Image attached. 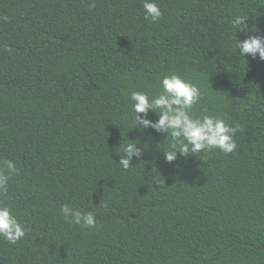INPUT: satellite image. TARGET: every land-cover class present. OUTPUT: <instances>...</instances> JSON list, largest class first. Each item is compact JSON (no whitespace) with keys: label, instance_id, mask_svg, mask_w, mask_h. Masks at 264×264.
I'll return each instance as SVG.
<instances>
[{"label":"trees","instance_id":"obj_1","mask_svg":"<svg viewBox=\"0 0 264 264\" xmlns=\"http://www.w3.org/2000/svg\"><path fill=\"white\" fill-rule=\"evenodd\" d=\"M142 2L0 0V168H18L0 202L30 228L0 264H264V61L235 45L264 35V0H156L155 23ZM172 73L202 92L192 114L240 126L233 152L166 162L169 140L133 127L130 93Z\"/></svg>","mask_w":264,"mask_h":264},{"label":"clouds","instance_id":"obj_2","mask_svg":"<svg viewBox=\"0 0 264 264\" xmlns=\"http://www.w3.org/2000/svg\"><path fill=\"white\" fill-rule=\"evenodd\" d=\"M91 3L89 7H94ZM145 19L157 22L162 12L156 0H143ZM247 16H235L231 21L234 31H244ZM239 56L245 55L264 61V35L253 26L243 40L235 41ZM202 97L200 88L182 76L172 73L162 77L160 91L150 96L148 92L133 91L130 93L131 110L134 113V126L139 130L151 128L156 133L163 134L164 139L169 140L168 148L163 150L166 162H172L181 156L187 157L201 151L219 149L224 153H231L236 149L235 134L240 126H231L225 120L216 115H194L192 109ZM152 112L157 119L148 118ZM132 127V128H133ZM139 141H129L119 155L118 164L127 171L133 167L131 161L135 157L139 160L142 156V148L138 147ZM18 173L16 164L10 160L2 161L0 168V196L8 191V182L11 176ZM61 216L69 223L92 228L96 225L92 212H81L69 206L61 204L59 207ZM30 231V228L22 223L12 212L10 206L0 202V238L10 244H15L20 238Z\"/></svg>","mask_w":264,"mask_h":264}]
</instances>
